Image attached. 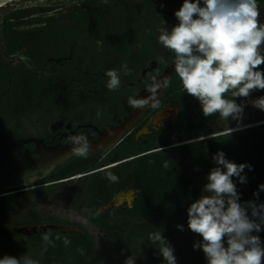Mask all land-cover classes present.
Returning <instances> with one entry per match:
<instances>
[{
  "label": "flooded vegetation",
  "instance_id": "1",
  "mask_svg": "<svg viewBox=\"0 0 264 264\" xmlns=\"http://www.w3.org/2000/svg\"><path fill=\"white\" fill-rule=\"evenodd\" d=\"M182 4L183 0H34L0 9V92L2 80H8L0 100V258L1 248L12 252L19 243L20 237L12 232L33 237L45 232L42 226H75L80 230L76 234L87 232L95 238L92 232H100L107 237L94 222L96 213L106 212L102 208L108 202L97 212L95 204L97 196H109L112 188L99 194L91 182L140 156L121 157L132 136L143 143L155 134L166 140L183 114L177 98L164 104L178 76L175 54L158 43L161 27L170 31L178 25L175 12ZM123 65L130 74L122 71ZM113 69L120 74V87L109 90L106 71ZM153 84L159 85L158 108L129 106V97H148ZM190 104L192 117L203 113L199 101ZM177 107L169 125L153 129L150 121L158 112ZM146 125L152 133L137 141ZM81 133H95L89 135L92 150L87 157L69 152L68 138ZM19 150L32 158L23 186L18 184ZM39 161L40 168L31 165ZM131 189L135 190L125 191ZM69 213L83 216L92 232ZM107 220L113 223L114 216ZM34 227L37 233L31 235L17 231ZM28 242L31 251L34 241Z\"/></svg>",
  "mask_w": 264,
  "mask_h": 264
},
{
  "label": "clouds",
  "instance_id": "2",
  "mask_svg": "<svg viewBox=\"0 0 264 264\" xmlns=\"http://www.w3.org/2000/svg\"><path fill=\"white\" fill-rule=\"evenodd\" d=\"M183 0L175 12L179 21L171 30L159 29L158 43L175 54V74L179 77L185 92L197 99L205 117L216 113L224 120H242L244 107L236 102L237 97L247 98L252 91L264 90V72L257 70L264 64L261 45L264 44V24L260 23V8L257 0ZM163 23H166L163 21ZM125 74H130L127 65L122 66ZM107 88L120 87L117 70H107ZM167 82V81H166ZM159 85L153 84L146 98H128L133 109L151 106L159 107L155 99ZM231 98H226L228 94ZM253 107L264 111V97L252 101ZM232 131V129H231ZM231 134V132H230ZM89 135L81 133L68 138L69 152L78 157H87L92 150ZM218 167L207 176L199 199L187 209L188 228L202 237V242L194 248L202 249L208 264H264V247L253 232H260L264 225V204L253 201L241 204L240 195L232 177L246 183L241 175L251 165L236 164L225 158L223 152L214 157ZM226 169V171L224 170ZM110 182H118L119 177L108 172ZM264 190V184L259 186ZM254 195L258 198V193ZM251 209L249 216L248 209ZM183 230V225H177ZM225 238L227 247H225ZM46 243L51 239L43 236ZM149 241L159 243V252L166 264H177L174 249L161 232L150 234ZM69 241H65L68 244ZM0 264H37L23 255L19 258L4 256ZM125 264H135L129 257Z\"/></svg>",
  "mask_w": 264,
  "mask_h": 264
},
{
  "label": "trees",
  "instance_id": "3",
  "mask_svg": "<svg viewBox=\"0 0 264 264\" xmlns=\"http://www.w3.org/2000/svg\"><path fill=\"white\" fill-rule=\"evenodd\" d=\"M257 3H264V0H257ZM257 70L264 72V64H261ZM177 81L168 92L164 104L177 98L183 110V114L177 121L178 131L181 132L183 138H197L210 122L221 118L220 114L205 117L201 113L197 117H192L190 100H198L185 92L179 77ZM7 82V79L2 80L0 100L4 99L1 93L7 90ZM226 98H231V94L229 93ZM235 99L240 104L241 97ZM157 136V134L149 136L147 143L136 142L134 136L128 140L127 149L122 150L121 157L140 156L136 157L133 162L108 171L119 177L118 182H110L107 178L108 172L98 174L91 182L92 187L99 194L112 188L109 196L96 197L98 201L95 204L96 212L121 190L125 191L130 188L139 190L133 208L126 205L121 208L113 207L104 213H96L97 221L94 223L119 249L130 256L141 258L144 264H166L159 252V243L153 245L149 241L150 234L158 231L174 249L177 264H208L202 249L194 248V244L202 242V237L188 228L187 214L191 203L199 199L203 193L182 172L178 164L163 151L150 152L158 147H170L172 144L171 133L166 136V142L156 143ZM223 136L174 147L172 150L188 157L206 180L210 171L219 166L213 159L218 152H223L226 159L236 164L251 165V169L245 168L241 173L246 177V183H240L238 177H232L240 195L239 202L244 204L247 201H253L257 205L264 204V190L259 188L261 184H264V126L239 134ZM255 193L259 194L258 198L254 195ZM248 213L250 216V208ZM110 215L118 221L115 231L111 229L107 220ZM101 219L106 221L102 222ZM177 225H183V230H179ZM12 234L20 237L19 243L14 246L12 252L5 247L1 248L2 258L4 256L19 258L27 255L41 264H105L104 259L95 249L94 238L87 232L79 235L51 230L40 232L33 237H25L13 232ZM45 234L50 236V243L44 241ZM252 235H258L261 247H264V225L261 226L260 232H253ZM32 239L35 248L29 251L28 241ZM66 240L69 241L68 244H65ZM225 247H227L226 238ZM41 252H43V257H40Z\"/></svg>",
  "mask_w": 264,
  "mask_h": 264
},
{
  "label": "rangeland",
  "instance_id": "4",
  "mask_svg": "<svg viewBox=\"0 0 264 264\" xmlns=\"http://www.w3.org/2000/svg\"><path fill=\"white\" fill-rule=\"evenodd\" d=\"M34 2V0H22V1H17L14 3L9 4L6 8H13L17 7L19 5H28L30 3ZM260 8V23L264 24V5H259ZM261 50H262V55H264V44L261 45ZM257 98L264 97V92L262 90H259V93L256 94ZM242 98V97H241ZM257 98H252V101L257 99ZM250 100V99H249ZM248 100V101H249ZM249 101V102H252ZM240 105H241V100H240ZM198 111L196 112V114ZM264 126V111L257 109L251 106L245 108L243 110V116L242 120L237 121L233 120L231 117L228 118V120H224L222 118H219L217 120H214L210 122L204 131L201 133V135L197 138L189 139V138H183L182 134L180 131H178V125L175 124L173 127V132L171 134L170 140H171V146L170 147H164V148H169L165 151H163L168 157L173 159L182 172L201 190V192L206 195L207 193L203 192L204 185L208 182L205 177L201 174V172L198 170L196 165L184 154L181 152H174L172 148L178 147V146H183V145H189L192 143L199 142L201 140H208L212 139L218 136H223L225 135H234V134H239L243 131H249L252 129H256L257 127ZM231 129H235V132H231L232 134H229ZM154 135H151L152 137ZM149 136H147L146 139H148ZM156 143H160L162 141H167V140H161L158 136ZM168 139V138H167ZM163 148V147H162ZM118 194V193H117ZM115 194V196H117ZM114 196V197H115ZM69 216L73 217L75 220H78L79 224H81L84 228H86L88 231L92 232L91 227L84 221V217L69 213ZM118 221L116 218H114L113 223H110L111 229L114 231L117 229L116 223ZM94 236L95 242H96V251L98 255L104 259L105 264H125V261L129 257H134L135 258V264H144L141 258L137 256H130L129 254L123 252L121 249H119L113 242L110 240V238L107 236H103V233L100 232H92ZM40 257H43V252L40 253ZM35 261V260H34ZM37 264H41L38 260L36 261Z\"/></svg>",
  "mask_w": 264,
  "mask_h": 264
},
{
  "label": "water",
  "instance_id": "5",
  "mask_svg": "<svg viewBox=\"0 0 264 264\" xmlns=\"http://www.w3.org/2000/svg\"><path fill=\"white\" fill-rule=\"evenodd\" d=\"M17 1H21V0H0V9L2 7H5L6 5L8 4H11V3H14V2H17ZM1 13V11H0ZM0 47L3 49V32H2V25H1V20H0ZM4 54L9 58L11 59L12 58V55L10 54H6L4 52ZM21 58L23 59L24 57L21 56ZM197 105V104H195ZM179 107H177L174 111L172 110H168L165 109V110H162L160 112L157 113L156 117H155V120H151L150 123L153 127L154 130H159L162 125H169L171 123V120L173 119L172 117V113L175 112V114H177L179 112ZM152 131L149 129V125H146L142 131H140L137 136H136V139L137 141H139L140 139H142L143 136L145 135H149L151 134ZM169 148H162V147H158V148H155L153 150H151L150 152H162V151H165ZM31 157L26 155V153H22L21 150H19V155H18V173H19V177H20V181H19V186H23V184H25V181L23 180L24 177H27V176H30V173L28 172L27 174V170H26V166L27 164H30L31 162ZM118 160H116L112 167L110 168H114L117 164H118ZM34 164L31 163V165L37 167V168H40L39 166V162H34ZM35 178H36V175H35ZM37 179V178H36ZM35 179V180H36ZM33 181V179L31 180ZM139 193L138 190H128L127 192H122L121 194H119L115 200L113 201H110L108 202L103 208H102V211H107L108 209H112L113 207L115 208H120L122 207L124 204H128V206L130 208H133L134 206V201L136 200L137 198V194ZM128 195L130 196V198H128ZM54 229H58L60 230L62 233H80V230L78 227H75V226H62V227H56V226H42L41 227V231H49V230H54ZM18 232H21V233H25L27 235H31L33 233H37V228L34 227L32 229H28V228H19L17 229Z\"/></svg>",
  "mask_w": 264,
  "mask_h": 264
},
{
  "label": "built area",
  "instance_id": "6",
  "mask_svg": "<svg viewBox=\"0 0 264 264\" xmlns=\"http://www.w3.org/2000/svg\"><path fill=\"white\" fill-rule=\"evenodd\" d=\"M258 93H259V90H255V91L251 92L249 97H247V98L242 97L241 98V105L244 107V109L249 107V106H251L252 102H249V101H252V98L253 99L257 98V96H255V95L258 94ZM229 132H235V129H233L232 131H229Z\"/></svg>",
  "mask_w": 264,
  "mask_h": 264
},
{
  "label": "bare ground",
  "instance_id": "7",
  "mask_svg": "<svg viewBox=\"0 0 264 264\" xmlns=\"http://www.w3.org/2000/svg\"><path fill=\"white\" fill-rule=\"evenodd\" d=\"M128 198H130V196L128 195Z\"/></svg>",
  "mask_w": 264,
  "mask_h": 264
}]
</instances>
